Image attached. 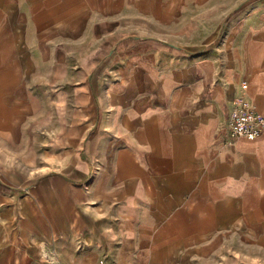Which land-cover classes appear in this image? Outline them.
I'll return each mask as SVG.
<instances>
[{
    "label": "crops",
    "instance_id": "1",
    "mask_svg": "<svg viewBox=\"0 0 264 264\" xmlns=\"http://www.w3.org/2000/svg\"><path fill=\"white\" fill-rule=\"evenodd\" d=\"M1 1L78 154L27 202L41 153L0 137V264H264V131L224 138L238 94L264 116V0Z\"/></svg>",
    "mask_w": 264,
    "mask_h": 264
},
{
    "label": "rangeland",
    "instance_id": "2",
    "mask_svg": "<svg viewBox=\"0 0 264 264\" xmlns=\"http://www.w3.org/2000/svg\"><path fill=\"white\" fill-rule=\"evenodd\" d=\"M5 9H3V6ZM246 12V0L235 3V7L228 19H241ZM246 19V18H245ZM242 21V20H240ZM19 18L17 14V3L0 2V137L4 134L12 135L16 144L27 141L28 151L35 147L41 153V159L37 161L28 160L26 163L28 177L26 179L27 197L30 201V191L42 181V175H47L52 171V164L56 169L62 170L63 166L69 161L73 162L75 155L78 154V147L59 146L56 149L57 141L66 137L68 119L66 103L61 99H52L50 95V82H35L34 75L46 73L45 68L39 66L32 67L28 65L29 59L26 56L27 51L17 48L18 43ZM15 41L17 43H15ZM28 53V52H27ZM18 60V61H17ZM22 63L18 65L17 63ZM27 62V64H25ZM25 64V65H24ZM34 68V69H33ZM82 98L75 100V108H80ZM59 105V113H51L52 105ZM42 111V112H41ZM11 128L8 129V125ZM8 127V128H7ZM75 139L81 136L82 130H75ZM80 134V135H79ZM8 148V147H7ZM16 150V145L9 147ZM1 149V148H0ZM1 151V150H0ZM0 158V166L3 165ZM10 163L18 164V161ZM23 162H19L22 166ZM33 166L41 168L31 169ZM65 167V166H64ZM3 170V169H2ZM1 173V171H0ZM35 176L31 177L32 175ZM37 176V177H36ZM8 179L0 177V186H9ZM40 188H35L38 192ZM45 198V195L43 194ZM47 198L45 199V201ZM27 214L31 218L32 211L27 207ZM47 214V209H43V215Z\"/></svg>",
    "mask_w": 264,
    "mask_h": 264
},
{
    "label": "built area",
    "instance_id": "3",
    "mask_svg": "<svg viewBox=\"0 0 264 264\" xmlns=\"http://www.w3.org/2000/svg\"><path fill=\"white\" fill-rule=\"evenodd\" d=\"M242 90L248 87L246 81L241 84ZM264 131V116L257 113L252 102L242 92L238 94L232 103L229 116L224 128L226 143H232L236 139L245 138L255 140ZM98 264H111L106 259H100Z\"/></svg>",
    "mask_w": 264,
    "mask_h": 264
}]
</instances>
